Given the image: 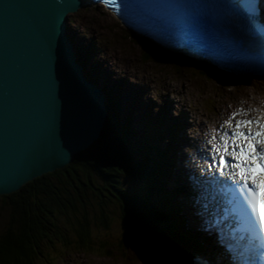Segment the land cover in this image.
<instances>
[{"label": "water", "instance_id": "95a60500", "mask_svg": "<svg viewBox=\"0 0 264 264\" xmlns=\"http://www.w3.org/2000/svg\"><path fill=\"white\" fill-rule=\"evenodd\" d=\"M81 5L0 0V196L71 166L101 139L104 99L67 58L68 16ZM140 257L172 264L152 245Z\"/></svg>", "mask_w": 264, "mask_h": 264}, {"label": "trees", "instance_id": "16d2710c", "mask_svg": "<svg viewBox=\"0 0 264 264\" xmlns=\"http://www.w3.org/2000/svg\"><path fill=\"white\" fill-rule=\"evenodd\" d=\"M142 41L143 48L147 50L146 63L185 64L184 58ZM204 76L215 77L211 74ZM117 123L115 117L110 116L98 143L79 154L71 166L37 179L17 193L1 197L8 219L0 233V264H37L44 257L43 249L47 243L61 242L65 247L75 242L80 246L90 244L92 221L89 213L93 208L89 211V206H93L91 200L103 201L105 191L117 200L115 203L120 208L125 232L132 236L129 239L123 236V242L113 244L112 250L127 253L126 249L133 246V241H136V245L142 243L151 246L154 237L150 233H168L165 229L169 231L171 223L164 218V194L159 184L158 167L155 164L147 166L149 164L144 159H137L138 153L131 151L129 137L116 126ZM143 156H146V152ZM94 171L104 181L102 188L94 184ZM63 173L67 176L65 182L60 180ZM119 177L124 183L126 178L148 180V191L145 190V196L141 192L130 193L125 184L121 185ZM82 189L86 191L82 192ZM90 191L92 196H86ZM107 204L102 205L103 208L100 205L101 213ZM60 220L66 221L64 228Z\"/></svg>", "mask_w": 264, "mask_h": 264}, {"label": "rangeland", "instance_id": "374dc122", "mask_svg": "<svg viewBox=\"0 0 264 264\" xmlns=\"http://www.w3.org/2000/svg\"><path fill=\"white\" fill-rule=\"evenodd\" d=\"M91 9H92V16L93 17L87 15V13H85V12L83 13V10H78L76 13L70 14V15L75 14L73 20H71V23L77 21V23L79 24V25L77 24V26H75V28L74 27H71V28H74V32L78 33L80 35L81 39H84V42L80 43V46L81 47L83 46L84 48L88 49L90 51V53L92 52V55L90 57V59H91L90 64L91 65L90 64L89 65L91 67L98 66V63H100L99 64L100 67L102 65H104V66L107 65L105 68L109 69L111 73L108 74L107 72H105V70L101 71V73H99V74L100 75L103 74L102 78H107L106 75H104L105 73H107L110 76V78H112L113 73L115 75V73L118 72L116 74L118 80H120V81H124V79L127 80L128 81L127 84H129L133 87L134 92H136L137 90H139V92H142V93L146 92L145 96H147L149 98V99H147L148 102L152 101L154 104L152 106V108H154L156 101H158V100H160V103L158 105L159 106L162 105L160 97L162 95L163 86H164L166 81L170 82L171 84L176 85V84H178L177 81L184 79L186 82H190V84H189L190 86L188 87V89L192 88L194 93H201V94H206L207 92H209V93L214 92L216 95H222L223 90L239 88L237 86V84L236 85L232 84V82L234 83L233 80H229V84H226L228 86H226V85L221 86V85H219V79L218 80L217 79H213V80L206 79V76H204V75L209 74V71H208V66H206L204 64H200V65H202V67H204V69L203 68L200 69V68H197L195 66V64L188 62V61H186L185 64H178V65H175V64H172V65H169V64L156 65L152 62L146 63L147 60H146L145 55H147V50H145L143 48L144 45H142V43L140 42L141 40H139L138 37H135L132 33L128 32L127 30L122 28L120 26V24H118V22L111 15L104 13L105 12L104 10H103L104 11L103 12L101 9H99V10H97L96 8H91ZM85 10L90 11V10H87L84 8V11ZM69 21L70 20H68V22ZM101 21L105 22V24H101ZM93 26L96 28L95 32H92L91 30H89V28L92 29ZM77 29H78V31H77ZM120 48H122L123 50L120 51ZM73 50L77 53L76 54L78 56L77 60L80 62V64H82L81 63V57H79V55H78V50H75V49H73ZM86 52H87V50H86ZM106 59H107V62H106ZM128 60H131L132 62H129ZM194 63H197V62H194ZM144 67H146V68H144ZM120 71H122V72L120 73ZM123 72L128 73V75L127 74L122 75ZM212 73H214V72H212ZM175 75H177V76H175ZM88 76L91 78L90 73H88ZM102 78H100V79H102ZM94 83L92 82L93 85H94ZM96 83H97V80H96ZM136 85H138V86H136ZM253 85H255V84H253ZM261 86H264V85L262 84ZM98 87H100V86H98ZM227 87H230V88H227ZM244 87L242 86L241 88H244ZM257 88H258V86L256 88L251 87V89H257ZM104 92L109 93V91L106 90L105 88H104ZM160 92H161V95H160ZM106 93H103V96H105ZM139 95L140 94L136 93V96H139ZM192 96L193 95H192L191 91H189L188 94L186 95V97H188V100H189L188 106L186 107L187 110H189L190 109L189 106H192V104H193V100H191ZM142 97H144V96H142ZM170 98H171V100H173V94L172 93L170 94ZM175 98H176L177 102H180V101H178L177 96ZM137 99L140 100L141 97H137ZM225 101L227 104H229V101H227L226 97H225ZM173 104H174V102H173ZM183 105H185V100H184L183 104L181 105V109H182ZM211 105H212V103H211ZM105 106H106V104H105ZM227 106H229V108H230V105H227ZM123 108H125V107H123ZM202 109H203V107H202ZM111 110H112V107H111ZM165 110H166L165 111L166 116H169V117L173 116V118L174 117L176 118L177 114H176V111L174 112L175 109H174L173 105L168 107L166 104ZM170 110L173 113L169 114ZM115 113L119 116V118H121L120 117L121 111H120V113H117L115 111ZM161 113L162 112H160L159 114H161ZM130 114L133 115L132 112ZM183 114H185L186 116L183 117L182 116ZM109 117H110V113L108 114L107 119H109ZM162 118H164V117H162ZM180 119L182 121H185V122L188 121V115L186 114V112L182 111ZM131 120L133 121V123H132L133 125L130 128H132L134 130L137 129L138 125L136 124L134 117H132ZM142 124H143V122H142ZM120 125L121 124L119 123V125L117 127L122 129L123 131H125L124 134H126V130H124L122 128V126H120ZM140 127L142 128L143 125L142 126L140 125ZM132 129H131V131H132ZM168 134L169 133H167V135ZM128 136L130 138L132 137V135H128ZM168 136H170V135H168ZM128 141L131 144V148H132L131 151H133V153L136 151L135 150L136 147H138L140 149L139 151H141L142 149L145 150L148 147V145L146 147L144 144H143L144 146H142V143H139V146H138L131 139ZM163 142H165V139L158 140V146H160ZM149 144H151V143H149ZM126 146L129 147V144L127 143ZM128 149H130V148H128ZM156 149L158 150L157 147H156ZM147 151L151 155L153 154L151 147L150 148L148 147ZM167 157H168V155L165 158H163V156L161 155V158L164 159V162L167 160ZM168 161L173 162L172 159H169ZM134 163H136V162L134 161ZM169 169L171 172L172 168H169ZM64 175H65V173H63L62 177L60 178V180L63 182L66 181L65 177H67L66 175L65 176ZM93 175L95 176L94 178L96 179V181H94L95 186L97 188L101 186V188H102L104 181H102V179L98 177L97 172L94 171ZM81 176L82 175L80 173L78 176L79 179H81ZM168 176H169V174H168ZM82 178H84V177H82ZM126 179H127V181H125V183H124L122 181V178H120V183H121V185L125 184V187L129 189L130 193H137L143 189V185L139 184L138 181H133V180H130L128 178H126ZM164 181L166 182L165 183L166 194L170 195L169 191L171 190V188H169L167 185L168 178H167V180L165 179ZM29 183H32V182H29ZM80 188H81V186H80ZM85 191L86 190L82 189V192H85ZM146 191H148V190L146 189ZM93 192L95 195H98L97 191L93 190ZM103 193H104L103 195L105 196L103 201L94 202L91 200V203L93 204V206H89V211H90V209L93 208V210H91L89 213L90 219L92 221L91 232H92V237L94 239V241H92L93 245L91 243L86 245L85 249H87V250H85L83 247L78 246L77 244H75L73 246L75 248L77 247L76 249H67L61 245V242H56V243L54 242L53 244L47 243L44 245V249H43L44 257L41 258V261L39 264H143V263H140L143 260V258L140 257L141 251L143 253V250H145L146 247H148V246L146 244H142V243H139L136 245V241H133V246H130L129 249H126L127 254L123 253L121 251L120 252L115 251L114 252L115 254L113 255V257H108V256L103 255L104 253H107L109 251V249H111L113 244H116L119 241L121 242L123 235L127 239L132 237L129 233L127 235V233L124 232V231H126V227L123 224L122 217L120 216V214H121L120 208L115 203V201H117V200L115 198H113L110 193H108L106 191ZM86 196L91 197L92 191L88 192ZM1 197H3V196H0V233L4 230V227H5V225L7 223V219H8V212L5 208V204H4L3 200L1 199ZM166 201H167V203H166L167 205L172 204V201L170 199H167ZM104 204H107L108 206L106 205L107 207H104V209L101 213L99 207L101 205V207L103 208L102 205H104ZM65 222H66L65 220H60V225L62 224L63 228H64V226H66ZM148 233H150V232H148ZM71 234H73V230L70 231V235ZM150 234L152 237H154L160 243H163V245H168L161 238L162 236L159 235L158 233L155 232V233H150ZM100 249L103 250V251H101L102 253L99 252ZM96 252H98V254Z\"/></svg>", "mask_w": 264, "mask_h": 264}, {"label": "bare ground", "instance_id": "6f19581e", "mask_svg": "<svg viewBox=\"0 0 264 264\" xmlns=\"http://www.w3.org/2000/svg\"><path fill=\"white\" fill-rule=\"evenodd\" d=\"M80 1H81L82 5H81V8L79 10H83V13L85 12V13H87V15L92 16V9L91 8H94V7L90 3V1L89 0H80ZM84 8L87 9V10H90V11H86V10L84 11ZM101 10L102 11L105 10V12H106L107 8L103 6ZM74 16H75V14H73V15L69 14L68 20H70V21L67 23V27L65 29V37H66V44H67L66 50H67V53H68L67 54V58H70V59H73L72 57L75 58V60L73 62L74 66H75V71H76V73L79 76L82 77V79L84 81L87 82V81H89L92 78V76H91V78L88 76V73H90V65H91L90 64V60H91L90 57L92 55V52L90 53V51L88 49L84 48L83 46L82 47L80 46V43L84 42V39H81L80 35L78 33L74 32V28L78 24L77 21L71 23V20H73ZM101 24H105V22L101 21ZM71 27H74V28H71ZM93 28L92 29L89 28V30H91L92 32H95L96 28L94 26H93ZM77 31H78V29H77ZM73 49L78 50V55H79V57H81V63L82 64H80V62L77 60V57H78L76 55L77 53ZM86 50H87V52H86ZM121 50H123V49L120 48V51ZM128 61L132 62L131 60H128ZM106 62H107V59H106ZM99 64L100 63H98V66H99ZM103 66L104 65H102L101 67H103ZM106 66H104L103 68L105 69V71L108 74H110L111 72H110L109 69L105 68ZM144 68H146V67H144ZM121 72L122 71H120V73ZM107 73L104 74V75H106L107 78H102L103 74L99 75L98 78H97V83L96 84L94 83V81H91L90 88H91L92 92H96L92 82L95 84L96 87L100 86L98 88H105L109 92L111 91V87L108 85V84L112 85L111 84V79H110V76ZM117 73H115V75L113 73L112 78L116 79L117 78V76H116ZM123 74H127L128 75V73H125V72H123L122 75ZM100 78H102V79H100ZM117 79L114 80V81H118L119 82V83H117V85L118 86H120V85L122 86L123 92L128 97V100H129L128 101L127 99H125L124 102H122V104H124V107L126 109V110L123 111L124 112L123 114H127V112H129V113L132 112L133 115H134V112L138 111V116H142L143 112H144V104L142 103V99L138 100L136 96L132 95L133 91H131V89L133 87L131 85H129V84H128L129 87L127 85H125L128 82L127 80L124 79V81H120V80H117ZM177 83L178 84L175 85V84H171L170 82L166 81L164 86H163L162 99L164 100L165 104L162 103L160 110L163 113L162 117H164V118L169 117V116H166V113H165L166 104H167L168 107L173 105V101L168 96L170 93H173L175 96H177L178 101L181 102L179 104L180 109H181V105L183 104V102L185 100V95H186L188 87L190 86L189 85L190 82H186L184 79H181V80L177 81ZM136 86H138V85H136ZM136 93L140 94L141 92H139V90H137ZM145 93L146 92L143 93L144 96H145ZM97 94H96V96H97V98H99V95H97ZM246 94L247 95H250V94L264 95V91H261L260 89H251V87H250V88L247 89V93ZM160 95H161V92H160ZM232 97L233 98H237L240 101H242V99L239 98V91H237V90L234 91V93L232 94ZM145 98L149 99L147 96H145ZM95 103L96 102H94V103L91 102V105L95 104ZM149 103H151V102H149ZM227 105H229V104H227ZM94 107L96 108V104H95ZM103 107H104V105L102 106V105L98 104V108L101 109ZM103 110H102V113H104V115H105V118H106L105 124H106V121H109V119H107L109 113L106 112L105 109H103ZM91 113H92V111H91ZM215 113H216L215 115H216L217 118L220 117L221 109L216 107L215 108ZM182 116L185 117L186 115L183 114ZM172 117L171 118L169 117L170 127H171L172 130H176V131H171V133L175 132V133H178L179 135H178V140L175 143L176 145L173 146V147H170L169 149L168 148L165 149L166 152H167V155H168L167 159L168 160L169 159L173 160V162L172 161L169 162L167 160L168 168H172V171L170 173H168L170 178L167 181V185H168L169 188H171L169 193L175 196L174 206H175L176 209L174 211H176L178 213V214H176V217L179 219V221L171 213H170L171 214L170 219H172V221H174L175 224H178L180 222L183 225H185L187 228L193 229L188 234V237H190L191 239L194 240V239H196V236H197V238H199L197 233L195 232V226L197 225V222H198L197 205H199L200 202L195 204L193 202V200L191 201V198H190L189 192H188V190L190 189L189 183L192 182V180L194 179L193 177L195 176V173L192 171L193 169H190L187 166H183V163H184L185 159H187L188 162H189V161H193L194 157H193L192 154H190L189 156L184 155L179 150L182 149L185 146H190V148L196 149V147L199 144L196 141V139L192 140V139H190L187 136V130L186 129L188 127L193 129L196 134H199L200 132H203V130H202V126H196L195 127V124L193 126H191L189 120L185 122V121H182L180 118L177 120V119L172 118ZM139 118L140 117L134 118V120H135L136 124L138 125V127L141 125V122H143V120L139 121L138 120ZM124 119H126V118H124ZM146 122H149V121L146 120ZM118 124L119 123H117L116 126H118ZM123 133H125V131H123ZM162 133L165 136L164 139L167 141L166 136H167V133H169V132H162ZM169 135H170L169 137L171 138V141H172L171 144L173 145V139L171 137V134H169ZM125 136H127V135L125 134ZM193 136H194V134L192 135V137ZM210 136H211V138H213V137L217 138L218 137L215 132H213ZM136 140H140V139L137 138ZM157 140H159V136H158ZM133 142L136 145L139 146V141H137V142L133 141ZM142 146H144V145H142ZM137 153H138L137 159H141V158L143 159L144 158L143 154H141L140 152H137ZM157 174L161 178L159 184H160V187L163 189L162 193L164 194V198H166L165 201L167 199H170L172 201V197L170 195L166 194V190H165V185L164 184L166 182L164 180L165 179L167 180L165 175H167V177H168V174L166 173V169L164 168V162H163L162 169H160ZM195 201H197V200H195ZM233 202L239 203L240 202V195H239V198L237 200L234 199ZM166 203H167V201H166ZM171 205H173V203L172 204H168V206H171ZM170 230L172 231L173 229L170 228ZM165 231L168 232V230H166V229H165ZM186 231H190V230L187 229ZM180 235H182V234H180ZM182 237L185 238L186 237L185 234H183ZM207 243L210 244L211 246L214 244V243L212 244L210 241H207ZM181 245H182V243H181ZM189 247L194 249V251H195L197 256L199 255L201 258H203L205 261H208L210 264H235L234 262L229 263L228 259H230V258H228V256H225V255L223 256V253H221L220 250L217 249L216 247L211 248L210 249L211 252L209 251V253L204 251V250H202V248L198 247V245H196V246L195 245H189Z\"/></svg>", "mask_w": 264, "mask_h": 264}, {"label": "snow or ice", "instance_id": "6c2138e0", "mask_svg": "<svg viewBox=\"0 0 264 264\" xmlns=\"http://www.w3.org/2000/svg\"><path fill=\"white\" fill-rule=\"evenodd\" d=\"M253 123L251 120L241 121L237 128ZM232 139L237 143H234L231 151L227 141L223 150L225 155H230L235 161L230 165L232 169L230 176L236 181V189L240 195V210L247 219L259 226L261 233H264V132L252 134L249 131L245 134L243 131H236ZM244 141L251 142L245 144ZM221 162L229 166L223 157Z\"/></svg>", "mask_w": 264, "mask_h": 264}]
</instances>
